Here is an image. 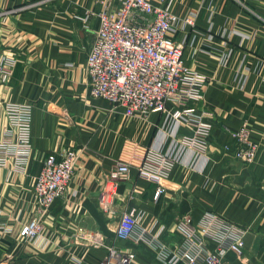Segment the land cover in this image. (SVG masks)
<instances>
[{
  "label": "crops",
  "instance_id": "crops-1",
  "mask_svg": "<svg viewBox=\"0 0 264 264\" xmlns=\"http://www.w3.org/2000/svg\"><path fill=\"white\" fill-rule=\"evenodd\" d=\"M28 1L36 4L17 10L19 1L0 0V53L16 60L12 74L0 79V140L8 126L6 103L31 106L28 158L24 165L11 159L0 166V264H97L108 244L127 264H163L146 241L116 236L121 213L131 208L143 227H161V241L172 248L183 239V217L197 222L216 212L245 230L243 254L227 252L225 259L264 264V0H171L177 18L171 33L183 43L186 64L205 76L191 103L211 125L204 150L180 142L192 129L171 116L172 102L164 111L127 116L90 94L86 56L97 0ZM243 124L257 145L250 164L224 149ZM66 147L78 153L72 180L39 214L40 235L24 239L22 227L38 210L35 177L47 154ZM149 147L172 157L157 198L155 184L136 173ZM121 160L131 174L117 183L108 212L98 195Z\"/></svg>",
  "mask_w": 264,
  "mask_h": 264
},
{
  "label": "built area",
  "instance_id": "built-area-1",
  "mask_svg": "<svg viewBox=\"0 0 264 264\" xmlns=\"http://www.w3.org/2000/svg\"><path fill=\"white\" fill-rule=\"evenodd\" d=\"M17 10L35 5L28 0H17ZM27 1V2H26ZM101 5L95 12L97 25L86 56L87 87L92 96L105 99L123 109L125 115H146L167 110L168 102L177 108L171 116L183 119L191 126V134L180 142L191 149L204 150L208 145L211 125L196 114L191 103L197 98L205 76L190 68L183 58V43L172 35L176 16L171 11V0H97ZM114 2V8L110 5ZM192 24L193 19L186 17ZM15 58L0 53V79L10 76ZM8 126L0 140V166L12 159L24 165L30 151L31 106L28 103L8 102L5 105ZM232 140L224 149L234 158L250 164L257 145L249 137L243 124L231 133ZM168 151L149 147L137 176L155 184L154 197L164 191L161 184L172 160ZM78 157L70 147L59 153L46 155L33 185L37 214L22 227L24 239L38 237L43 224L39 214L46 213L66 192ZM130 166L117 161L105 175L99 191V206L112 212V201L120 180L129 178ZM182 241L175 247L165 245L160 235L139 223L138 212L124 210L115 227V234L123 240L146 241L155 249L156 259L163 264H230L225 255H242L245 230L216 212L206 211L197 222L185 216L179 222ZM107 255L97 264H127L120 250L106 245Z\"/></svg>",
  "mask_w": 264,
  "mask_h": 264
}]
</instances>
